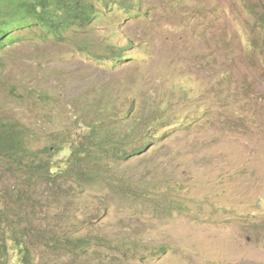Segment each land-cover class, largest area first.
Wrapping results in <instances>:
<instances>
[{
    "label": "rangeland",
    "instance_id": "374dc122",
    "mask_svg": "<svg viewBox=\"0 0 264 264\" xmlns=\"http://www.w3.org/2000/svg\"><path fill=\"white\" fill-rule=\"evenodd\" d=\"M138 2L137 16L114 8L80 31L128 47L114 66L54 40L24 38L0 51V114L29 127L35 147L64 134L77 141L82 113L95 119L91 106L102 99L122 113L135 99L162 126L144 153L110 168L114 182L70 179L50 199L48 220L89 237L88 251L54 258L38 246L36 260L264 264V0Z\"/></svg>",
    "mask_w": 264,
    "mask_h": 264
},
{
    "label": "trees",
    "instance_id": "16d2710c",
    "mask_svg": "<svg viewBox=\"0 0 264 264\" xmlns=\"http://www.w3.org/2000/svg\"><path fill=\"white\" fill-rule=\"evenodd\" d=\"M114 8L128 17L141 11L138 0H0V51L24 38L54 40L72 44L84 59L114 66L123 61L128 47L115 44L109 36L102 42L80 36L100 12ZM24 29L27 32L22 34ZM95 46L103 50L96 52L91 48ZM9 90L17 97L25 96L14 85ZM26 92L39 100L52 98L33 87ZM91 108L96 118L89 120L82 113L78 123L84 132L74 137L77 141L64 134L58 141L38 147L29 127L0 114V264H40L36 260L38 246L54 258H75L87 252L92 244L89 237L61 231L59 224L48 220L50 199L59 198L70 179L92 187L114 182L110 168L144 153L157 135L156 126L162 127L159 116L147 115L135 99L123 113L116 111L114 100L109 99ZM64 149L68 151L64 161L54 158ZM123 192L128 194L127 188Z\"/></svg>",
    "mask_w": 264,
    "mask_h": 264
}]
</instances>
